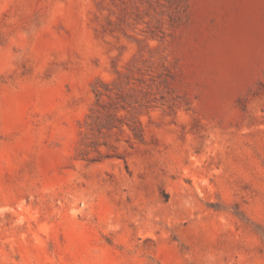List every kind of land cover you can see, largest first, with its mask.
<instances>
[{"label":"rangeland","instance_id":"374dc122","mask_svg":"<svg viewBox=\"0 0 264 264\" xmlns=\"http://www.w3.org/2000/svg\"><path fill=\"white\" fill-rule=\"evenodd\" d=\"M0 264H264V0H0Z\"/></svg>","mask_w":264,"mask_h":264}]
</instances>
